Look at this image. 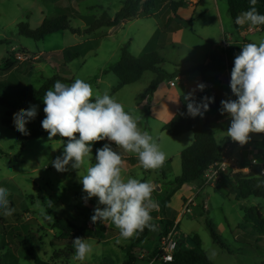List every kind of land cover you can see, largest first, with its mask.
<instances>
[{"label":"rangeland","instance_id":"374dc122","mask_svg":"<svg viewBox=\"0 0 264 264\" xmlns=\"http://www.w3.org/2000/svg\"><path fill=\"white\" fill-rule=\"evenodd\" d=\"M124 1L126 0H0V40L4 41V44L0 45V69H3L6 59L14 61L16 54L23 53V50H26V54L30 56L29 61H16V67L8 74L0 71V83H13L15 87L31 85L38 88L47 77L57 74L65 75L66 79L73 81L82 79L89 83L94 90L93 99L96 93L105 92L115 97L124 106L125 111L139 118L138 126L153 135L167 157L161 168L146 170L139 163L136 154L125 152L122 148L116 149L124 160L122 175L125 180L131 177L142 182L151 181L156 186L153 197L159 207L158 210L150 213L151 216L159 212L160 215H163V212L166 215L169 213L175 215L174 219L169 220L173 224L169 226L168 232L174 230L177 238L189 246L194 236H197L201 242V250L213 264H264V233L257 232L251 222L244 221L242 210L257 207L264 216V199L249 198L236 201L230 178L231 174L236 173L232 172H227L229 176L226 179L220 178L221 183L216 180L213 184L207 183L204 184L206 186L199 188V181H194L175 188L174 179L181 173L180 153L192 142L187 146L184 139L187 137L169 135L163 131L164 122L150 115L153 95L145 99L141 97L153 79L152 73H145L139 82L124 86L113 95L111 93L119 81L112 73L104 74L111 64L119 60L121 49L125 45H128L127 51L132 56L149 51L154 44L152 36L160 31L158 25L161 27V19L168 13L167 5L178 0H157L154 10L146 14L141 10L139 15L130 21L120 23L113 28H100L90 35L63 31L47 35L42 41H33L18 34L19 23H25L29 28L35 29L43 20L56 19L62 15L67 17L71 28L83 31L103 14L112 18ZM145 1L147 0H141L140 4ZM195 4L197 5H194V18L190 27L183 28L180 45H176L173 41V44L164 47L161 51L164 60L162 69L171 71L170 62L174 63L172 59H177L182 67H188L193 63L202 64L205 53L212 51L213 46L220 45L224 37L232 38V46L228 53L234 55L229 56V69L233 68L234 59L240 53L235 42H242L243 39L239 36L227 11L226 0H198ZM217 9L221 16L217 13ZM254 33L248 34L246 39L248 41L255 39L258 42L264 39V35L260 37L262 32ZM72 47H77L80 52L79 58L66 63L65 67L61 68L58 60L61 59L62 51ZM47 55L50 58L44 60ZM166 82L167 80H164L162 83ZM13 90H4L0 94L14 103L19 110L36 106L37 115L30 122L41 123L45 117L44 111L40 109V105L44 104L43 99L33 103L22 101L15 97ZM232 97L236 99L233 94ZM5 111L0 106V187L9 190L10 206L15 209L13 214L21 215L19 223L28 221L33 224L34 229L43 230L36 237L45 234L43 241H36L34 245L42 260L48 261L51 257L52 250L48 244L52 236L57 235L51 225L58 219H68L90 231L91 235L86 239L93 245V251L85 261L74 262L71 259L70 264H124L128 259V253L135 257L133 264H163L154 259L159 252L164 224L153 218L152 222L157 225V230H148L146 238L141 243H135L134 238L121 239L115 225L93 224L91 216L96 207L93 203L94 197L85 205L83 197L86 194L82 190V184L79 183L78 170L68 165V171L58 172L51 166L52 161L62 155L63 143L39 137L27 140L21 146L16 132L1 124ZM26 127L28 129L27 125ZM216 131V141L219 144L224 138V130L217 128ZM187 134L186 136L193 141V134ZM256 135L257 139L261 140L259 134ZM105 143L109 141L105 139L93 142V159L86 160L85 165L80 169V176L86 174V168L95 163L96 149L102 148ZM111 144L115 149V143L111 142ZM235 159L236 162L240 161L237 154ZM254 160L258 161L252 163L255 168L254 174L264 176L262 174L264 150L257 151ZM237 166H241L240 162ZM247 172L248 170L245 174ZM194 194H196L194 198L184 202L185 197ZM168 196V210H162ZM49 200L54 207L49 208ZM48 215L54 218L46 219ZM206 219L215 225L225 249L212 240L205 224ZM15 221L14 216L5 217L0 210V237L3 227L7 226L8 230L9 225L15 224ZM160 230H162L161 234ZM97 233H103L104 240H99ZM118 239H120L119 243H117ZM12 242L14 241L9 243L10 248L18 263L33 264L16 243Z\"/></svg>","mask_w":264,"mask_h":264},{"label":"clouds","instance_id":"9594fccd","mask_svg":"<svg viewBox=\"0 0 264 264\" xmlns=\"http://www.w3.org/2000/svg\"><path fill=\"white\" fill-rule=\"evenodd\" d=\"M250 0L249 10L235 18L238 26H264V14H260ZM236 55L231 71L230 88L236 99L221 100L220 114L231 118L226 130L227 137L240 145L250 140L249 133H264V39L259 43H247ZM206 85L197 84L203 91ZM184 96L187 101V113L195 118L203 117L214 102V97L205 96L197 103L193 93ZM92 86L82 79L71 84L55 81L53 87L43 96L45 117L42 128L47 131L49 140L63 138V153L52 161L58 172L68 171V165L78 170L79 183L86 194L85 205L93 197L98 198L97 206L91 216L93 224L115 225L119 237L128 240L138 236L146 228L157 230L153 223L152 211L158 210V202L153 197L156 186L151 181H141L129 177L124 179L122 169L124 160L117 148L137 155L144 169H158L164 165L166 154L159 143L150 134L138 126V119L107 92L96 93ZM37 115L36 106L20 109L13 114L15 129L22 135H29L26 125ZM77 133L79 136L77 137ZM66 138V139H65ZM107 139L102 148L96 149L95 163L86 168V174L80 176V169L86 160L91 161L93 142ZM114 142L116 148L112 147ZM253 163L258 161L253 160ZM10 192L0 187V210L10 217L15 209L10 206ZM49 208L54 207L48 201ZM103 206V207H101ZM53 219L51 215L45 217ZM120 239L117 240V243ZM74 262H83L93 251L91 242L83 237L73 239Z\"/></svg>","mask_w":264,"mask_h":264},{"label":"trees","instance_id":"16d2710c","mask_svg":"<svg viewBox=\"0 0 264 264\" xmlns=\"http://www.w3.org/2000/svg\"><path fill=\"white\" fill-rule=\"evenodd\" d=\"M141 0H126L123 2L119 11H117L111 18L107 14H103L99 19L94 20L85 30L73 29L66 16L62 15L52 20H43L41 25L35 29L29 28L25 23H19L17 25L18 34L33 41H42L47 35L57 32L69 31L71 34H85L90 35L94 31L100 28H113L117 27L120 23L130 21L139 15L142 10L144 14L148 11H152L156 8L157 0H147L143 4H140ZM228 13L234 23L235 18L239 13L249 10L251 7L250 0H226ZM186 5V0H178L171 2L167 5L168 14H172V17L165 19L162 18V31H157L153 37L151 49L145 52L142 56L136 58L132 56L128 51V45H125L121 49L120 58L114 64H111L105 73H112L118 79V85L113 89L112 95L124 86L132 85L138 82L145 72H151L155 74V78L151 81L147 89L142 94L141 99H145L147 96H151L156 90L157 86L164 80L175 77L177 73L168 74L161 69L163 60L160 58L154 48L161 47L164 41L161 38L166 32H174L184 27H190L191 21L180 19L176 12L179 8ZM257 11L260 14H264V0H257L255 5ZM264 28V26H262ZM163 33V34H161ZM164 38V37H163ZM161 41V42H160ZM4 44L3 40H0V45ZM154 47V48H153ZM26 53V50H23ZM61 59L58 60V64L64 68L66 63L71 62L74 59L79 58L80 52L77 47L68 48L62 51ZM45 56V55H44ZM16 67V60L6 59L3 69L0 71L8 74ZM229 68V62L227 65L215 64L211 58L208 63L198 64L187 70L181 71V73L188 75L192 73H198L202 76L203 84L206 85L203 91L193 96L195 101L199 103L203 97H214V102L210 104L209 110L204 113L203 117L196 116L191 117L187 113V101L184 99L185 95L180 96V108L171 120L164 125L163 131H166L171 136H180L184 133L191 132L193 134L194 141L191 146L184 149L180 153L181 173L180 176L174 179L175 188H179L184 184L193 181H203V174L213 166L216 162L220 161V146L216 143L214 138V132L212 125L227 117V114H220L221 100L231 99L229 88L221 83L217 75H211L210 72H216ZM61 81L62 83L71 84L74 81L72 79H66L57 74L52 77H47L42 84L35 88L31 85L24 87H15L13 83H0L1 91L14 89L13 93L17 99L22 101L35 102L43 99L46 91L51 89L55 81ZM94 100V99H93ZM0 106L6 111L4 117L1 120V124L7 129L13 130L17 134V138L21 146L27 140L36 139L39 137L48 138V133L45 131L41 123L28 122L29 135H22L15 129L13 122V114L18 112L19 108L12 102L6 100L0 94ZM44 104L40 105V109H44ZM79 134L77 133V137ZM66 139V138H65ZM52 140L61 141L63 138L57 136ZM52 166V164H51ZM229 173V172H228ZM228 173L222 172L221 179H226L229 176ZM233 183L234 199L236 201H244L249 198L264 199V176H257L252 169L249 172L236 173L230 175ZM98 198H93V203L97 206ZM169 202L167 198L166 204ZM165 204V205H166ZM103 207V206H101ZM244 221L252 223L253 228L259 232L264 233V216H262L257 207L243 208ZM15 217V224L3 227L0 237V264H19L17 258L13 255L10 248L11 241L16 243V246L21 249L33 264H56L61 262L62 264H70L71 257L74 253L73 239L75 237L89 238L90 231L84 226H78L68 219H58L54 221L51 228L57 232V235L49 241V247L52 250L49 260H42L36 252L35 242H42L45 234H41L38 238L37 235L43 232L42 229H34L31 222H20L21 215L13 214ZM161 224L163 226V235L168 233L169 226H172L173 222L162 219ZM207 229L209 230L212 240L217 243L221 248H224L223 243L216 231L215 225L208 219L205 220ZM149 229H145L138 236L134 237L135 243H141L147 236ZM103 233H97L99 240H104ZM193 248L189 251H178L173 257V261L168 264H213L201 250V242L197 236H194L191 241ZM127 261L124 264H133L135 259L133 254H127Z\"/></svg>","mask_w":264,"mask_h":264},{"label":"crops","instance_id":"0c3cea01","mask_svg":"<svg viewBox=\"0 0 264 264\" xmlns=\"http://www.w3.org/2000/svg\"><path fill=\"white\" fill-rule=\"evenodd\" d=\"M196 1H198V0H187L186 1V5L184 7L179 8L177 10V12H176V15L180 19H183V20H186V21H188V20L191 21L194 18V13H195L194 5H197V4H195ZM217 11H218L217 13L219 14V16H221L220 12H219V9H217ZM227 11H228V9H227ZM240 14L241 13H239L238 15H240ZM169 17L173 18V15L172 14H168V15H165L164 18L167 19ZM161 21H162V19H161ZM162 25H163V23L161 24V27L158 25V29L159 28L162 29ZM234 27L237 28V32H238L239 36H241L242 39H243L242 42L241 41H238V42L236 41L235 42L237 47H239V49H240L239 52L242 51L241 47L244 44H246V43H259L255 39H251V41H248L246 39V36L248 34H255L254 32H262L260 37H262V35H264V28H262V26L249 27V25L246 24L244 26H238L237 25V27L234 25ZM249 28H251L253 31L249 32L248 31ZM161 29H159V30L162 31ZM182 31H183V29H180V30H177V31H174V32H166L164 34L161 33V34H163V36L161 38V41H164V44L161 47H157L158 51H156L161 59H162L161 51L164 49V47H166V46H168L170 44H173L172 43L173 41L176 42V45H180V41H181L180 35H181ZM225 39H226V41L228 43L226 50L222 49L221 44L213 46L211 48L212 51H209V52L207 51V53H205L204 62L202 64L208 63L209 58H211L212 61L215 64H221V65L225 64V65H227V63L229 62V56L230 55L234 56V55L233 54L229 55V53H228L229 49L232 46V43H231V39L232 38H229V39L225 38ZM143 54L144 53H141L140 55H135V56L133 55V56L138 58V57L142 56ZM49 58H50V56L47 55L44 60H48ZM172 60L174 61V63L170 62V65L172 66V69H171V71H168V72L166 71V72L168 74H173V73H177V74L175 75V77H173L171 79H167V82L165 84H163L161 82L157 86L156 90L152 94L153 98H152L151 104H150V115L153 118L161 119V121L164 122V125L167 124L171 120V118L176 114V112L180 108V101H179L180 96L187 95L188 93H192L194 89H196V90L193 93V96L197 95V93L199 92V90L197 89V84L203 83L202 76L200 74H198V73H192V74H188V75H185V74L181 73V71L187 70V69H189V68H191V67H193L195 65H198V64H194L193 63L192 65H190L188 67H182L178 63V61H176L177 59H172ZM163 63H164V60H163ZM58 65L60 67L62 66L60 64H58ZM161 69H162V67H161ZM231 71H232V68L231 69L226 68V69H224V71L220 70V71H216V72H210L209 74L218 76V78L221 81V83L229 88L231 99H233L232 94H231V88H230ZM145 73H148V72H145ZM152 75H153V79H154L155 78V74L152 73ZM62 77L66 78L65 75H63ZM171 83L173 85H171ZM230 122H231V118L229 116H227V117L215 122L212 125L213 132H214V138L216 140V136H217L216 135L217 134L216 130H217V128H218V130H224L223 131V134H224L223 140L219 144L216 141V143L221 148V150H220L221 158H224L226 156H232V157L235 158V154H237V156L240 158V161H237V163L239 164V162H240V165H241V166H239L240 172L245 174V172L247 170L255 169L254 166L252 165V163H253L254 156H255L256 152L259 151V150H264V133H258L259 136L261 137V140L257 139L258 138V136L256 135L257 133L256 134L255 133H249V136L251 137V139L242 148H239L235 143L234 144H229V140L231 138L227 137L226 130L230 126ZM226 123H227V125H225ZM187 133H191V132H187ZM187 133H184V134L180 135V137H187V138H184V139H186L187 146H189L191 144V142L193 143L194 138H193V141H192V139H190V138H188V136H186V135H188ZM218 182H220V180ZM189 183H192V182H189ZM199 183H200L199 188L203 187V186H206V185H204V180L202 182L199 181ZM184 185H186V184H184ZM196 194H194L193 196L189 195V196L185 197L183 199L184 202L186 200L194 198V196ZM167 207H168V203L162 208V210H166V209L168 210ZM159 213L152 216L154 218V220H156L159 223L161 222L162 219L172 220V219H174L176 217L175 215L170 214V213L168 215H166L164 212H163V215H160ZM177 216H179V214ZM159 229H161V226H160ZM161 233H162V230H160V234ZM190 244H191V247L193 248V244L192 243H190Z\"/></svg>","mask_w":264,"mask_h":264},{"label":"built area","instance_id":"2783aa9c","mask_svg":"<svg viewBox=\"0 0 264 264\" xmlns=\"http://www.w3.org/2000/svg\"><path fill=\"white\" fill-rule=\"evenodd\" d=\"M249 32L253 31L251 28L248 29ZM227 41L224 38L221 46L223 50L227 48ZM29 55L26 53H17L15 56V60L17 62H25L29 61ZM38 58V57H36ZM171 85H173L171 83ZM236 144L239 148L243 146L240 145L238 142L233 141L232 139L229 140V144ZM240 172V168L237 166L236 159L232 156H226L221 158L220 161L216 162L213 166L209 167V169L203 174L204 184L211 183L213 184L216 180H220V176L222 172H232L237 173ZM249 172V170H248ZM247 172V173H248ZM264 174V173H262ZM159 252L156 254L155 259L163 264H168L173 261V257L176 252L178 251H189L191 246L187 244H183L178 238L175 231H170L167 234L160 237V244H159Z\"/></svg>","mask_w":264,"mask_h":264}]
</instances>
